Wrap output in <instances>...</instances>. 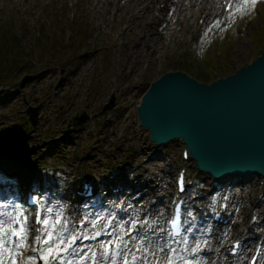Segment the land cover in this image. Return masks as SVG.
I'll list each match as a JSON object with an SVG mask.
<instances>
[{
  "label": "rangeland",
  "instance_id": "1",
  "mask_svg": "<svg viewBox=\"0 0 264 264\" xmlns=\"http://www.w3.org/2000/svg\"><path fill=\"white\" fill-rule=\"evenodd\" d=\"M190 1L191 5L202 2ZM218 1L219 11L205 19L204 27H199V18L209 15L216 0H208L204 11L191 16L185 10L188 0H160L153 4L151 0H111L110 18L106 16L108 7L100 8L96 5L98 0H0V46L6 48L16 37L33 59L27 66L16 67L9 73L13 81L0 80V161L13 166L18 165L13 160L28 163L30 178L37 180L43 176L44 183L54 190L59 187L54 178L68 183L74 171L78 178H94L101 187L109 183L127 187L133 177H144L150 188L158 187L163 194L169 184L175 190V172L183 163V142L176 139L167 146H159L150 141L137 113L146 89L166 72L182 71V64L193 63L197 57L198 61L205 53L202 46L210 53H218L214 60L217 66L221 69L225 66L222 69L225 75L212 66V81L248 66L264 53V0H260L255 11L235 19L227 31L205 37L210 19H227L222 0ZM133 2H137L136 12L146 9L148 14L132 21L131 32L126 30L129 24L118 26L120 12L116 11L129 12L127 7ZM221 42L222 51L231 57L230 63L226 57V62L221 60ZM227 43L230 44L225 48ZM6 95L8 100L3 99ZM112 96L117 99L116 107L101 114ZM29 106H40L36 127L30 125L26 116ZM84 114L88 120L75 126V119ZM20 125L24 126L22 131ZM67 131L70 132L66 134ZM52 147L51 152L64 161L60 174L54 172L56 162L41 153ZM39 152L44 155L43 162H51L48 171L40 170L42 160L35 158ZM196 171V163L190 161L189 177L194 179V174L197 178L192 192L199 195V202L209 208L211 204L214 209L227 205L226 213L232 217L227 229H217L218 235L207 234L204 238L216 254L221 244L238 237L237 227L241 225L247 227L256 221L260 233L264 226V205L254 214L249 202L257 193L255 174L247 181L251 185L248 189L227 192L226 183L214 181L206 173L198 175ZM113 173L118 177L124 174L121 181L115 180L119 183L109 179ZM140 183L141 179L137 186ZM204 186L215 190L213 198L205 196ZM218 190L222 192L216 194ZM6 197L4 193V203L9 201ZM154 197L146 198L148 203ZM112 198L118 202L124 196ZM131 203L136 208L134 215L149 221L145 231L153 227V215L163 213L167 218L164 207L147 212L146 202ZM68 210L79 214L77 218L81 216L76 206ZM125 215L126 212L119 216ZM251 248L244 247V260ZM30 252L31 248L26 255ZM239 264L245 263L241 259ZM260 264H264V254Z\"/></svg>",
  "mask_w": 264,
  "mask_h": 264
},
{
  "label": "snow or ice",
  "instance_id": "2",
  "mask_svg": "<svg viewBox=\"0 0 264 264\" xmlns=\"http://www.w3.org/2000/svg\"><path fill=\"white\" fill-rule=\"evenodd\" d=\"M259 2L225 0L227 19H210L203 35L227 31L240 15L255 11ZM55 195L36 188L24 202L13 194L10 201L0 203V264H204L200 254L211 225L201 227L194 208L182 209L183 201L176 204L182 219L175 214L170 218L163 213L153 215L155 226L145 231L149 221L134 215L136 208L131 201L125 206L113 200L105 207L92 187L85 185L82 195L87 199L78 206L83 211L77 218L69 212L67 202L54 199ZM224 207L227 210V205ZM116 209L126 215L120 217ZM210 209L212 215H218L211 204ZM33 210L35 218L31 219ZM161 221L172 224L175 231L163 227ZM180 223L185 227L180 229ZM241 247L237 242L233 254ZM29 248L31 254L26 255ZM157 253L167 259L161 262Z\"/></svg>",
  "mask_w": 264,
  "mask_h": 264
},
{
  "label": "water",
  "instance_id": "3",
  "mask_svg": "<svg viewBox=\"0 0 264 264\" xmlns=\"http://www.w3.org/2000/svg\"><path fill=\"white\" fill-rule=\"evenodd\" d=\"M27 114L37 125L38 109ZM140 116L153 139L183 137L201 167L219 176L264 173V57L211 87L168 74L153 85Z\"/></svg>",
  "mask_w": 264,
  "mask_h": 264
},
{
  "label": "bare ground",
  "instance_id": "4",
  "mask_svg": "<svg viewBox=\"0 0 264 264\" xmlns=\"http://www.w3.org/2000/svg\"><path fill=\"white\" fill-rule=\"evenodd\" d=\"M144 1H148V0H143V2ZM160 0H151V4H153V3H157V2H159ZM135 2V1H134ZM133 2V4H131L129 7H127V9L129 10V12L128 11H126V12H124V11H121V10H117L116 11V14H118L119 12H120V16H119V19L120 20H115V22L118 24V26L119 27H122V26H124L125 24H129V26H127V28H126V30H128V31H133L134 30V28L131 30V27H132V25H131V23H132V21H134V20H139L140 19V17H144V15H146V14H148V10H146V9H142V10H140L139 12H136V7H137V2L136 3H134ZM206 2V0H202V2L200 3V4H194L193 6L192 5H190V1H188L187 3H186V5L187 6H185V7H187V8H185L186 9V11H187V13L188 14H190V15H196L199 11H201V10H203L204 9V7H203V4ZM96 5H98V6H100V8H103V7H105V6H107L108 8H107V17L108 18H110V14H111V12H110V5H112V2H111V0H105V2L103 1V0H98V2L96 3ZM181 11V13H182V9L180 10ZM217 11H218V1L217 2H215V4H214V6H213V8H212V13H214V14H216L217 13ZM144 14V15H143ZM109 22V21H108ZM135 22V21H134ZM104 23L106 24V25H109V24H107V22H106V20H104ZM113 37V36H112ZM115 38H113V40H114ZM138 45H139V43L140 42H136ZM123 176H124V174L123 175H121V176H119V177H116V179H118V180H120L121 179V177L123 178ZM21 178H23V177H21ZM20 179V178H19ZM141 179V182H143L142 183V185H143V187H144V190H146V195H153V196H156L157 197V200H158V202H157V205L156 206H153V207H150V206H147V208L148 209H150V210H146V211H148V212H151V210H154V211H156V210H158V209H160V208H158V206L160 205V206H162V207H164L165 209H167V204H169V202H170V198L172 197V193H173V188H172V185L171 184H169V186H168V189H167V194L165 193V194H163L162 192H158V191H156L155 189H152V188H150V186L148 185V183H147V181H146V179L144 178V177H142V178H140ZM54 180L56 181V183L58 184V186L59 187H57V188H60V189H62V190H64V191H69V190H71L74 186L73 185H70V183L68 182H65V181H61V182H59L56 178H54ZM24 181L26 182V179H24ZM252 181H254V178L252 179ZM26 183H28V182H26ZM63 185V186H62ZM98 185V184H97ZM107 186V185H106ZM115 186H117V184L116 185H114V187ZM119 186V185H118ZM0 187H3V188H5V189H8V185L6 184V183H1L0 184ZM76 187H78V186H76ZM100 187V186H99ZM123 187V186H122ZM132 186L130 185V187L129 188H131ZM120 189H122V188H120ZM132 189V188H131ZM123 190V189H122ZM121 192H123V191H121ZM149 192V193H148ZM156 193V194H155ZM56 195H57V197H58V199H60V197H62V195H63V192L62 191H57L56 192ZM3 199L2 198H0V201H2ZM108 200V199H107ZM107 200L105 201V202H103L104 204H106L107 203ZM146 201V200H145ZM145 203V202H144ZM79 208V211L81 210V211H83V209H81L80 207H78ZM161 225L164 227V222L163 221H161ZM153 226H155V223H154V225ZM147 231V230H146ZM157 255L159 256V258L160 259H162V260H166L167 259V257L165 256V255H162V254H160V253H157ZM217 264H226V262H225V260H224V257H223V252H221L220 253V261L217 263Z\"/></svg>",
  "mask_w": 264,
  "mask_h": 264
},
{
  "label": "trees",
  "instance_id": "5",
  "mask_svg": "<svg viewBox=\"0 0 264 264\" xmlns=\"http://www.w3.org/2000/svg\"><path fill=\"white\" fill-rule=\"evenodd\" d=\"M12 46L10 47V49L14 50L13 54H16V53H24L25 50H22L21 47H19V45L17 43H13L11 44Z\"/></svg>",
  "mask_w": 264,
  "mask_h": 264
}]
</instances>
